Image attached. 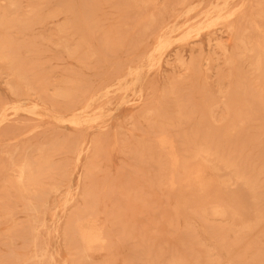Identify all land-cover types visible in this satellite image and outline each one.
<instances>
[{"label": "rangeland", "instance_id": "rangeland-1", "mask_svg": "<svg viewBox=\"0 0 264 264\" xmlns=\"http://www.w3.org/2000/svg\"><path fill=\"white\" fill-rule=\"evenodd\" d=\"M261 19L264 0H0V264H264Z\"/></svg>", "mask_w": 264, "mask_h": 264}, {"label": "bare ground", "instance_id": "bare-ground-1", "mask_svg": "<svg viewBox=\"0 0 264 264\" xmlns=\"http://www.w3.org/2000/svg\"><path fill=\"white\" fill-rule=\"evenodd\" d=\"M15 5H16V4H15ZM10 7H11V6H10ZM11 8H12V7H11ZM14 9H15V8H14ZM221 9H223V8H221ZM174 10H175V9H174ZM235 10H236V9H235ZM235 10H234V11H235ZM221 11H222V10H221ZM238 11H239V10H238ZM251 11H252V10H251ZM251 11H250V12H251ZM211 12H212V11H211ZM232 12H233V11H232ZM262 13H263V12H262ZM162 15H163V14H162ZM228 15H229V13H228ZM228 15H227V16H228ZM249 15H250V14H249ZM249 15H248V16H249ZM227 16H226V18H227ZM254 16H255V14H254ZM258 16H259V15H258ZM218 17H221V15L218 14ZM229 17H230V16H229ZM261 17H262V16H261ZM186 18H187V17H186ZM254 18H255V17H254ZM216 19H217V17H216ZM227 19H228V18H227ZM197 20H199V19H197ZM221 20H222V19H221ZM221 20H220V21H221ZM250 20H251V19H250ZM261 20H264V19H261ZM213 21H214V20H213ZM218 21H219V20H218ZM243 21H244V20H243ZM247 21H248V20H247ZM258 21H259V20H258ZM215 22H216V21H215ZM10 23H11V22H10ZM19 23H20V22H19ZM217 23H218V22H217ZM239 23H240V22H239ZM259 23H260V22H259ZM221 24H222V23H221ZM245 24H246V23H245ZM198 25H199V24H197V26H198ZM213 25H214V24H213ZM217 25H218V24H217ZM217 25H216V26H217ZM255 25H256V24H255ZM4 26H5V25H4ZM251 26H252V25H251ZM185 27H186V26H185ZM188 27H189V26H188ZM199 27H200V26H199ZM256 27H257V26H256ZM213 28H214V27H213ZM257 28H258V27H257ZM257 28H256V29H257ZM262 28H263V27H262ZM207 29H208V28H207ZM211 29H212V28H211ZM230 29H231V28H230ZM184 30H185V29H184ZM197 30H198V29H197ZM199 30H200V29H199ZM262 30H263V29H262ZM262 30L260 29V31H262ZM204 31H205V30H203V32H204ZM207 31H208V30H207ZM258 31H259V30H258ZM260 31H259V32H260ZM263 32H264V31H263ZM148 33H149V32H148ZM248 34H249V33H248ZM258 34H259V33H258ZM262 34H263V33H261L260 35H262ZM193 35H194V34H193ZM193 35H192V36H193ZM256 35H257V34H256ZM198 36H199V35H198ZM245 36H247V35H245ZM263 36H264V35H263ZM194 38H195V37H194ZM194 38H193V40H195ZM181 39H182V38H181ZM187 39H188V38H187ZM191 39H192V38H191ZM245 39H246V38H245ZM63 40H64V39H63ZM158 40H159V39H158ZM185 40H186V39H185ZM259 40H260V39H259ZM263 40H264V37H263ZM190 41H191V40H190ZM240 41H241V40H240ZM247 41H248V40H247ZM255 41H256V40H255ZM261 41H262V40H261ZM175 42H176V41H175ZM236 42H237V41H236ZM160 43H161V42H159V44H160ZM165 43H166V42H165ZM173 43H174V42H173ZM177 43H178V41H177ZM181 43H182V42H181ZM181 43H180V45H181ZM183 43H184V42H183ZM187 43H188V42H187ZM241 44H242V41H241ZM252 45H253V44H252ZM159 46H160V45H159ZM163 46H164V44H163V45L161 44V47H163ZM171 46H172V45H171ZM234 46H235V45H234ZM163 48H164V47H163ZM159 49H161V48H157V50H159ZM258 50H259V49H258ZM161 51H162V49H161ZM158 52H160V50H159ZM237 52H238V51H237ZM245 52H246V51H245ZM164 53H165V52H164ZM228 54H229V53H227V55H228ZM230 54H231V53H230ZM258 54H259V53H258ZM258 54L256 53V55H258ZM4 55H5V54H4ZM109 56H110V55H109ZM159 56H160V55H159ZM248 56H249V55H248ZM214 57H215V56H214ZM224 57H225V56H224ZM224 57H223V60H224ZM244 57H245V55H244ZM0 59H1V58H0ZM160 59H161V57H160ZM180 59H181V58H180ZM229 59H230V58H229ZM242 59H243V58H242ZM250 59H252V58H250ZM121 65H122V64H121ZM153 65H154V64H153ZM116 66H117V65H116ZM119 66H120V65H119ZM249 66H250V65H249ZM105 67H106V66H105ZM235 67H236V66H235ZM237 67H238V66H237ZM182 68H183V67H182ZM182 68H181V69H182ZM233 68H234V67H233ZM108 69H109V68H108ZM115 69H116V68H115ZM258 69H259V68H258ZM10 70H11V69H10ZM230 70H231V69H230ZM104 71H105V70H104ZM236 71H237V70H236ZM236 71H235V72H236ZM207 72H208V71H207ZM186 73H187V72H186ZM229 74H230V73H229ZM262 74H263V72H262ZM117 76H118V75H117ZM155 76H156V75H155ZM118 77H119V76H118ZM118 84H119V83H118ZM8 89H9V88H8ZM106 91H108V90H106ZM108 92H109V91H108ZM107 95H108V94H107ZM228 95H230V93H229ZM221 96H222V95H221ZM104 100H105V99H104ZM227 100H229V99H227ZM225 101H226V99H225ZM88 102H89V101H88ZM214 104H215V103H214ZM221 104H222V103H221ZM206 105H207V104H206ZM218 105H219V104H218ZM223 105H224V104H223ZM95 106H96V105H95ZM207 106H208V105H207ZM89 109H90V108H89ZM208 109H209V108H208ZM34 111H35V110H34ZM204 112H205V111H204ZM226 112H227V111H226ZM240 112H241V111H240ZM208 113H209V112H208ZM28 114H30V113H28ZM32 115H33V114H32ZM237 116H238V115H237ZM237 116H236V117H237ZM243 121H244V120H243ZM245 121H246V120H245ZM212 122H213V121H212ZM236 122H237V120H236ZM213 123H214V122H213ZM237 123H238V122H237ZM214 124H215V123H214ZM235 124H236V123H235ZM217 125H218V124H217ZM236 125H237V124H236ZM77 126H78V125H77ZM222 127H223V126H222ZM75 128H76V127H75ZM78 128H79V127H78ZM229 128L231 129V127H229ZM81 129H82V128H81ZM226 130H227V128H226ZM80 131H81V130H80ZM216 134H217V133H216ZM218 134H219V133H218ZM108 135H109V134H108ZM28 136H29V135H28ZM160 138H161V137H160ZM149 139H150V137H149ZM167 139H168V138H167ZM160 140H162V139H160ZM164 140H166V139H163V142H164ZM158 141H159V140H158ZM153 142H154V141H153ZM155 142H156V141H155ZM163 142H162V143H163ZM165 142H166V141H165ZM167 142H168V141H167ZM167 142H166V143H167ZM158 143L161 144V142H158ZM158 143H157V144H158ZM164 144H165V143H164ZM164 144H162L161 146L163 147ZM168 144H170V143H167V145H168ZM158 145H159V144H158ZM167 145H164V146H167ZM170 145H171V144H170ZM170 145H169V146H170ZM159 146H160V145H159ZM171 146H172V145H171ZM174 146H175V145H174ZM174 146H173V147H174ZM160 148H161V147H160ZM166 148H167V147H165V149H166ZM168 148H169V147H168ZM170 148H171V147H170ZM170 148H169V151L172 153V151H171L172 148H171V150H170ZM162 150H163V148H162ZM198 150H199V149H198ZM167 151H168V150H167ZM205 151H206V150H205ZM94 152H95V151H94ZM170 152H168V153H170ZM198 152H199V151H198ZM174 153H175V152H174V149H173V154H174ZM220 153H221V152H220ZM173 154H172V156H173ZM202 154H203V153H202ZM41 155H42V154H41ZM169 155H170V154H169ZM169 155H168V156H169ZM174 155H175V154H174ZM175 156H176V155H175ZM203 156H205V155H203ZM169 157H170V156H169ZM170 158H171V157H170ZM174 158H175V157H173V160H174L175 163H176L177 160H175ZM203 158H205V157H203ZM209 158H210V156H209ZM226 158H227V157H226ZM178 160H179V159H178ZM169 161H170V160H169ZM39 162H40V160H39ZM173 163H174V162H173ZM173 163H172V166H173ZM170 164H171V163H170ZM177 164H178V163H177ZM177 164H176V165H177ZM196 164H198V163L196 162ZM176 165H175V166H176ZM175 166H174V167H175ZM177 166H178V165H177ZM189 166H190V165H189ZM192 166H193V165H192ZM174 167H173V168H174ZM206 167H207V166H206ZM171 168H172V167H171ZM173 168H172V169H173ZM192 168H193V167H192ZM195 168H198V167L196 166ZM198 169H199V168H198ZM198 169H196V171H198ZM203 169H204V168H203ZM192 170H193V169H192ZM194 170H195V169H194ZM194 170H193V171H194ZM188 171L190 172V170H188ZM189 172H188V173H189ZM240 172H241V171H240ZM199 173H200V172H199ZM191 174H192V171H191ZM194 174H195V172H194ZM187 175H190V174H187ZM187 175H186V176H187ZM186 176H185V178H186ZM194 176H195V175H194ZM194 176H192V178H193ZM197 176H198V175H197ZM187 177H188V176H187ZM194 178H195V180H194ZM194 178H193L192 180H194V181H198V179H196V176H195ZM188 179H191V178L188 177ZM188 179H186V182H187ZM200 179H201V178H200ZM207 179H208V178H207ZM207 179H206V180H207ZM210 179H211V178H210ZM171 180H172V179H171ZM182 180H183V179H182ZM192 180H191V181H192ZM236 180H237V179H236ZM239 180H240V179H239ZM19 181H20V180H19ZM212 181H213V180H212ZM249 181H250V180H249ZM173 182H174V181H173ZM188 182H189V181H188ZM192 182H193V181H192ZM178 183H179V182H178ZM183 183H184V181H183ZM197 183H198V184H197L198 186H201V185H199V181H198ZM206 183H207V181H206ZM206 183H205V184H206ZM172 184H173V183H172ZM181 184H182V182H181ZM170 185H171V184H170ZM188 185H189V184H188ZM191 185H192V183H191ZM193 185H195V184H193ZM210 185H211V184H210ZM189 186H190V185H189ZM198 186H197V187H198ZM203 186H204V185H203ZM169 187H170V186H169ZM172 187L175 188V187H178V186L173 185V186H171V188H172ZM192 187H193V186H192ZM195 187H196V185H195ZM201 187H202V186H201ZM189 188H190V187H189ZM205 188H206V186H205ZM205 188H204V189H205ZM207 188H208V187H207ZM169 189H170V188H169ZM191 189H192V188H191ZM197 189H198V188H197ZM210 189H211V187H210ZM210 189H209V192H210ZM170 190H172V189H170ZM176 190H177V189H176ZM189 190H190V189H189ZM194 190H195V189H194ZM198 190H200V188H199ZM205 190H206V189H205ZM101 191H102V190H101ZM212 191H213V190H212ZM200 192H202V191H200ZM200 192H199V193H200ZM209 192H207V193H209ZM194 193H195V191H194ZM205 194H206V193H205ZM68 195H69V194H68ZM195 195H196V194H195ZM195 195H194V196H195ZM200 195H201V193H200ZM206 195H207V194H206ZM201 196H202V195H201ZM201 196H200V197H201ZM204 196H205V195H204ZM212 196H213V195H212ZM205 197H206V196H205ZM68 198H69V197H68ZM209 198H210V197H208V199H206V201H207V200H210ZM203 199H204V198H203ZM67 200H68V199H67ZM97 200H98V199H97ZM191 200H192V199H191ZM200 202H201V201H200ZM62 203H64V202H62ZM216 204H217V203H216ZM179 206H180V205H179ZM60 207H61V206H60ZM243 210H244V209H243ZM106 211H107V210H106ZM218 211H219V210H218ZM92 214H94V213H92ZM215 214H216V213H215ZM242 214H243V213H242ZM75 215H76V214H75ZM217 215H218V214H217ZM94 216H96V215H94ZM94 216H93V217H94ZM222 216H223V215H222ZM93 217H91V218H93ZM83 218H84V217H83ZM91 218H90V219H91ZM95 218H96V217H95ZM90 219H89V220H90ZM91 220H92V219H91ZM94 220H95V219H94ZM96 220H97V218H96ZM79 221H80V220H79ZM97 221H98V220H97ZM97 221H94V223L97 222ZM72 222H73V221H72ZM80 222H82V220H81ZM83 222H84V220H83ZM87 222H88V221H87ZM89 222H90V221H89ZM89 222H88V223H89ZM74 223H75V222H74ZM88 223H87V224H88ZM94 223H92V224H94ZM78 224H79V223H78ZM87 224H86V225H87ZM92 224L90 223V225L88 224V226H89V227H90V226L92 227ZM95 224H96V223H95ZM95 224H94V225H95ZM100 224H102V223H100ZM220 224H221V223H220ZM94 225H93L92 228H94ZM74 226H75V225H74ZM76 226H77V224H76ZM76 226H75V227H76ZM82 226H83V225H82ZM88 226H85V227L88 228ZM95 226H97V225H95ZM100 226H101V225H100ZM103 226H104V225H103ZM77 227H80V225H78ZM77 227H76V228H77ZM91 227H90V229H89V230H90V233L92 232V230H94V229H91ZM246 227H247V226H246ZM80 228L82 229V227H80ZM80 228H78V229H80ZM96 228L98 229V227H96ZM96 228H95V231L97 232L99 229L96 230ZM99 228H101V227H99ZM234 228H235V227H234ZM81 229H80V230H81ZM246 229H247V228H246ZM84 230L86 231L85 233L87 234V236L89 237L90 240H88L87 237H86V234L83 233V234H85V238L87 239V243L84 242V243H86V245H85L84 243H82V244H84L85 246H87V244H88V246L90 247L91 244H92V245L94 244V243H91V242H92V241H91V238H92V237H90V235H89V234H90V233H89V230H88V232H87V229H86V228H84ZM84 230H83V231H84ZM102 230H104V229H102ZM102 230H101V231L99 230V231H100V233L103 234ZM230 230H232V229H230ZM67 231H69V230H67ZM71 231H72V230H71ZM78 231H79V230H78ZM248 231H249V230H248ZM81 232H82V230H81ZM75 233H76V232H75ZM94 233H95V232H94ZM236 233H238V231H237ZM246 233H247V232H246ZM78 234H79V235L81 234L80 231H79ZM91 234H92V233H91ZM96 234L99 235V232H97ZM244 234H245V233H244ZM72 235H73V234H72ZM92 235L95 236V234H92ZM98 235L95 236V239H96V240H94V238H92V240L95 242V245L97 244L96 241H97L98 239H101V241H99L100 243L103 242V241L106 242L105 240H102V238L105 237V236H100L101 234H100L99 236H98ZM106 235H107V234H106ZM82 236H83V235H82ZM82 236H79V237L81 238ZM94 236H93V237H94ZM77 237H78V236H77ZM79 237H78V238H79ZM96 237H97V238H96ZM98 237H99V238H98ZM101 237H102V238H101ZM236 237H237V236H236ZM239 237H240V236H239ZM85 238H84V236H83V240H84ZM81 239H82V238H81ZM103 239H104V238H103ZM105 239H106V237H105ZM83 240H82V242H83ZM88 241H91V242L88 243ZM104 242H103V243H104ZM90 243H91V244H90ZM89 244H90V245H89ZM201 244H202V243H201ZM84 245H82V246H84ZM95 245H94V246H91L92 250H96V248H97L96 246H98V245H96V246H95ZM99 245H100V246H98L97 250H100V247H104L105 244H103V246H102V243L99 244ZM89 247H87V249H88ZM93 247H96V248L93 249ZM106 247L108 248L109 246H106ZM91 248L88 249V250H91ZM101 249H102V248H101ZM103 249H104V248H103ZM103 249H102V250H103ZM84 250H85V249H84ZM106 251H107V250H106ZM220 251H221V250H220ZM86 252H87V251H86ZM88 252H89V251H88ZM88 252H87V253H88ZM205 253H206V252H205ZM39 254H40V253H39ZM107 254H108V253H107ZM109 254H110V253H109ZM75 256H76V255H75ZM209 256H210V255H209ZM71 257H72V256H71ZM82 257H83V256H82ZM112 259H113V258H112ZM108 261H109V260H108ZM110 261H111V260H110ZM74 263H75V262H74ZM106 264H107V263H106Z\"/></svg>", "mask_w": 264, "mask_h": 264}]
</instances>
